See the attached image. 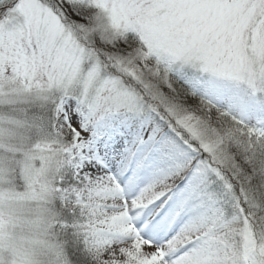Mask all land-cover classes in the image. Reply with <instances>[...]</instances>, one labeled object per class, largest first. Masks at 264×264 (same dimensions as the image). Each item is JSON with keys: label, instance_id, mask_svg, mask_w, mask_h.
Listing matches in <instances>:
<instances>
[{"label": "snow or ice", "instance_id": "1", "mask_svg": "<svg viewBox=\"0 0 264 264\" xmlns=\"http://www.w3.org/2000/svg\"><path fill=\"white\" fill-rule=\"evenodd\" d=\"M0 264H264V0H0Z\"/></svg>", "mask_w": 264, "mask_h": 264}]
</instances>
